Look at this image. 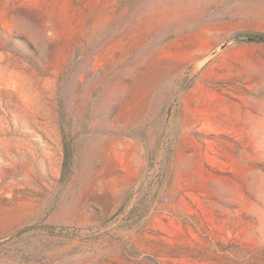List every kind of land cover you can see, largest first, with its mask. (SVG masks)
Returning <instances> with one entry per match:
<instances>
[{
	"label": "rangeland",
	"instance_id": "374dc122",
	"mask_svg": "<svg viewBox=\"0 0 264 264\" xmlns=\"http://www.w3.org/2000/svg\"><path fill=\"white\" fill-rule=\"evenodd\" d=\"M247 33L264 0H0V264H264Z\"/></svg>",
	"mask_w": 264,
	"mask_h": 264
},
{
	"label": "trees",
	"instance_id": "16d2710c",
	"mask_svg": "<svg viewBox=\"0 0 264 264\" xmlns=\"http://www.w3.org/2000/svg\"><path fill=\"white\" fill-rule=\"evenodd\" d=\"M236 40L245 44H264V33H247L238 35ZM60 114L62 111L60 109ZM73 159V149L70 142L67 139L65 133L63 134V163L61 180H68L72 172V160Z\"/></svg>",
	"mask_w": 264,
	"mask_h": 264
}]
</instances>
